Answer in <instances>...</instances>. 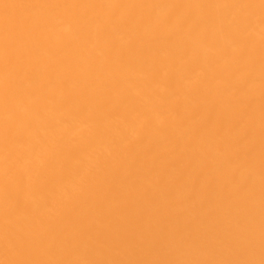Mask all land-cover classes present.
Here are the masks:
<instances>
[{"label":"bare ground","instance_id":"bare-ground-1","mask_svg":"<svg viewBox=\"0 0 264 264\" xmlns=\"http://www.w3.org/2000/svg\"><path fill=\"white\" fill-rule=\"evenodd\" d=\"M0 264H264V0H0Z\"/></svg>","mask_w":264,"mask_h":264}]
</instances>
